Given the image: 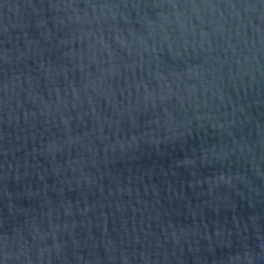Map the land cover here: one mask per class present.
I'll use <instances>...</instances> for the list:
<instances>
[{"label": "water", "instance_id": "1", "mask_svg": "<svg viewBox=\"0 0 264 264\" xmlns=\"http://www.w3.org/2000/svg\"><path fill=\"white\" fill-rule=\"evenodd\" d=\"M0 264H264V0H0Z\"/></svg>", "mask_w": 264, "mask_h": 264}]
</instances>
